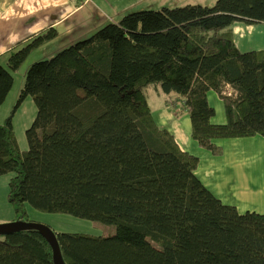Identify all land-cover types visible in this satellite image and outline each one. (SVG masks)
Wrapping results in <instances>:
<instances>
[{
    "label": "trees",
    "instance_id": "trees-1",
    "mask_svg": "<svg viewBox=\"0 0 264 264\" xmlns=\"http://www.w3.org/2000/svg\"><path fill=\"white\" fill-rule=\"evenodd\" d=\"M237 22L264 24V0L129 12L34 62L0 123V177L14 174L15 221H31L30 205L115 226L107 237L58 232L66 264H264V214L240 213L213 194L195 173L198 157L158 126L147 100L150 87L165 93L215 155L216 140L264 137V50L237 47ZM58 35L39 32L0 63V108L14 74ZM211 91L225 104V124L213 123ZM29 97L37 113L22 150L14 117ZM0 264L55 263L47 240L28 230L0 234Z\"/></svg>",
    "mask_w": 264,
    "mask_h": 264
},
{
    "label": "crops",
    "instance_id": "crops-1",
    "mask_svg": "<svg viewBox=\"0 0 264 264\" xmlns=\"http://www.w3.org/2000/svg\"><path fill=\"white\" fill-rule=\"evenodd\" d=\"M147 1L0 0V63L4 65L21 42L28 41L39 32L57 29L58 37L46 46L54 44L56 47L51 52L59 51L89 37L109 22L117 23L133 10L134 5ZM232 30L235 43L241 51L264 50V24L237 22ZM57 40L61 41L53 43ZM13 90L14 86L0 108V123L5 121L13 109L12 105L19 94L12 99ZM148 90L149 105L158 126L170 131L185 151L198 157L195 173L201 182L223 203L235 206L240 213L264 214V137L216 140L215 143L223 152L215 155L200 147L192 138L189 115L177 116L167 97H162L155 88L159 96V99H155L148 94ZM226 92L231 93L232 89L228 86ZM208 98L216 110L213 123L225 124L227 115L223 100L214 91L209 92ZM14 127L17 135L15 121ZM17 138L20 148L26 150L18 135Z\"/></svg>",
    "mask_w": 264,
    "mask_h": 264
},
{
    "label": "rangeland",
    "instance_id": "rangeland-1",
    "mask_svg": "<svg viewBox=\"0 0 264 264\" xmlns=\"http://www.w3.org/2000/svg\"><path fill=\"white\" fill-rule=\"evenodd\" d=\"M216 2L217 0H152V1L149 0L145 3H139L137 6L134 5V7H132L133 10L129 12H136V11H141V10L158 11L164 7L177 8V7H183L186 5H203V6L213 7L215 6ZM135 7L136 9L134 10ZM52 41L53 40L46 43L43 47H40L36 49L35 51H33L31 55L29 56V58L26 60L25 64L22 66V68L17 73L14 74V80H15L14 84L15 85H14V90L12 92V99L15 97L16 94H18V92H20L23 82L25 81V75L28 69L30 68V66L34 62L49 59L52 56H54L57 52L62 50L60 49L59 51L51 52V49L56 46H53L54 44H51V46H46V45L51 43ZM58 41H61V40H57V42H53V43H58ZM7 64H8V60L4 64V66H7ZM148 94H150V96L152 95L155 99H159V96L157 95V91L155 90L154 86L148 90ZM163 94H161L162 97H166V94L165 93ZM226 94H229V93L226 92ZM18 95L14 100V103L12 105L13 107L16 103ZM147 100H148V95H147ZM36 113H37L36 105L33 99L29 97L28 99L25 100V102L21 105V107L18 109V111L15 114L14 121L16 122L17 135L20 137L21 144L23 147L27 148L28 146V140L26 136L27 129L30 128L32 123L34 122ZM13 176L14 174L10 173V174L4 175L0 179V225L12 223L16 219L15 208L9 201V190H10L9 183L11 179L13 178ZM26 208H27L26 211L28 214V219L31 220L30 222L33 221V222L48 225L57 233L58 232L59 233H85V234L107 237V236L113 235L116 232L115 226L104 225L99 222H95L91 220H83V219H79V218L66 215V214H54V213L41 212V211L34 209L30 205H28Z\"/></svg>",
    "mask_w": 264,
    "mask_h": 264
},
{
    "label": "water",
    "instance_id": "water-1",
    "mask_svg": "<svg viewBox=\"0 0 264 264\" xmlns=\"http://www.w3.org/2000/svg\"><path fill=\"white\" fill-rule=\"evenodd\" d=\"M28 230L39 232L42 235V237H44L47 240V242L52 247L53 260L55 264H66L63 259L61 247L57 237V232H55L48 225L33 221L32 222L14 221L12 223L0 225V234L2 235H12Z\"/></svg>",
    "mask_w": 264,
    "mask_h": 264
}]
</instances>
